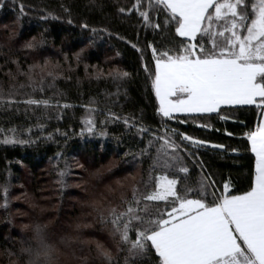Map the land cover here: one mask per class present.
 Instances as JSON below:
<instances>
[{
	"label": "trees",
	"instance_id": "trees-1",
	"mask_svg": "<svg viewBox=\"0 0 264 264\" xmlns=\"http://www.w3.org/2000/svg\"><path fill=\"white\" fill-rule=\"evenodd\" d=\"M3 2L0 130H11L17 139L32 141L0 142V250L7 264H69L66 258L70 256L76 264H158L152 253L142 259L129 258L109 221L113 210L122 213L129 206L134 190L145 193L161 174L150 167L154 149L143 156L140 152L153 139V133L163 134L167 127L208 142L196 146L181 141L189 153H194L185 154L190 185L195 186L207 176L215 181L217 194L224 183L230 182L228 194L237 195L254 185L256 157L245 133L259 122V110L252 106L227 112L221 109L230 117L228 120L216 113L200 114L195 121L188 119L186 123L163 118L149 76L155 65L149 45L160 48L184 38L171 28L159 33L145 27L134 10L131 14L119 12L120 7L131 8L134 0ZM20 4L24 6L23 15ZM29 43L33 47H27ZM118 71H127L130 76L116 78ZM29 98L48 100L49 105L23 103ZM175 115L185 119V114ZM89 117L96 126L93 133L86 131ZM124 119L130 124H142L149 131L140 136ZM100 131L107 135L100 136ZM229 132L233 135L229 136ZM213 144H223L225 148L217 149ZM58 152L63 154L62 159ZM111 160L115 161L112 167L91 181L93 191L115 173L136 176V181L107 195L101 209L65 202L80 194L75 178L83 167L94 171ZM65 162L69 174L60 183L58 173ZM39 182L50 191L47 196L54 197L56 214L29 201L24 209L33 223L27 232L14 226L19 215L13 212L22 209L23 203L22 198L15 201L13 197L21 195L25 187L32 193L42 190V185L34 190L33 185ZM51 215L55 217L53 223L48 221ZM79 216L84 221L73 225L71 220Z\"/></svg>",
	"mask_w": 264,
	"mask_h": 264
},
{
	"label": "snow or ice",
	"instance_id": "snow-or-ice-1",
	"mask_svg": "<svg viewBox=\"0 0 264 264\" xmlns=\"http://www.w3.org/2000/svg\"><path fill=\"white\" fill-rule=\"evenodd\" d=\"M19 7L23 15V4ZM118 10L128 14L134 10L145 27L159 33L171 28L184 38L160 48L149 45L155 62L149 76L163 118L186 123L200 114L216 113L228 120L221 109L227 112L252 106L259 110V122L245 133L256 157L254 185L239 195L228 194L230 182L217 194L215 181L207 176L195 186L188 183L190 169L185 154L194 153H189L181 141L196 146L207 141L170 127L163 134L153 133L140 155L151 154L154 149L150 167L161 174L145 193L134 190L124 212L112 211L109 223L114 233L129 258L142 259L152 253L158 264H264V0H134L131 8ZM115 76L124 78L130 73L118 71ZM23 103L49 105L48 100L32 98ZM175 114H185V119L179 120ZM85 123L86 131L93 133V120L89 117ZM124 123L135 127L140 136L149 131L127 119ZM98 134L107 135L105 131ZM0 142L32 141L17 139L11 130H0ZM212 147L223 149L225 145ZM57 156L63 158L62 153ZM58 174L64 183L69 174L66 162Z\"/></svg>",
	"mask_w": 264,
	"mask_h": 264
},
{
	"label": "rangeland",
	"instance_id": "rangeland-1",
	"mask_svg": "<svg viewBox=\"0 0 264 264\" xmlns=\"http://www.w3.org/2000/svg\"><path fill=\"white\" fill-rule=\"evenodd\" d=\"M114 163L115 161L111 160L107 164L101 165L98 170H94V171L93 170L91 171L89 167H83L81 175L75 178L76 182H78L79 184V187H81L80 194L72 199L65 200V202L72 201L78 206L86 207L90 210L101 209L102 206L107 203V199L105 198L107 195L114 194L115 190L119 191L123 188H127L128 185L130 186L134 181H136V176L129 175V174L120 176L117 173H115L111 177H109L107 180H105L100 185V187L97 188V190L93 191L91 188L92 187L91 181L94 180L95 176L98 173H104L109 168H111ZM40 185H42V183L40 182L33 185L34 190L35 189L37 190V187H39ZM46 187H47L46 185H42V190L38 192H33V193L30 192V189L28 187H25V190H23L24 192L21 195H19L18 197L17 196L13 197V200L15 201L19 199V197L20 199L22 198L21 201L23 203L22 209H20L19 211L13 212L15 216L19 215V218H17L16 222L14 223L15 227L23 228V230L25 229V231L27 232L28 230L31 229L33 221L30 218V216L27 214V212H25V209H24L25 207H27V203L29 201L31 202L33 201V203H35L37 207H39L41 210H50V213L52 210V212H54L53 208H57V205L53 203L54 197L51 198L47 196L49 195L50 191L46 189ZM54 214L56 213L54 212ZM54 219L55 217L51 215L48 221L50 223L51 222L53 223ZM81 221H84L83 216L74 218L73 220H71V223L73 225H76L79 223L81 224L82 223ZM72 231L73 230H71L69 234L73 233ZM89 242L95 243L94 241H92V239H89ZM3 255H4L3 250H0V264H7V260L4 259ZM64 257L65 256L63 255V258ZM66 259L69 260L68 262L69 264H76V262L71 258V256L67 257ZM55 264H61V263L57 261L55 262ZM62 264H67V263H62Z\"/></svg>",
	"mask_w": 264,
	"mask_h": 264
},
{
	"label": "crops",
	"instance_id": "crops-1",
	"mask_svg": "<svg viewBox=\"0 0 264 264\" xmlns=\"http://www.w3.org/2000/svg\"><path fill=\"white\" fill-rule=\"evenodd\" d=\"M255 155V154H254Z\"/></svg>",
	"mask_w": 264,
	"mask_h": 264
}]
</instances>
